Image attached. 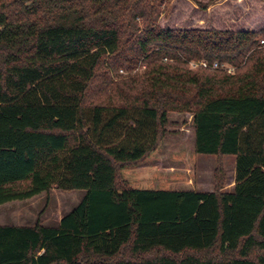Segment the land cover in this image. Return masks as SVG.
<instances>
[{
	"label": "trees",
	"instance_id": "trees-1",
	"mask_svg": "<svg viewBox=\"0 0 264 264\" xmlns=\"http://www.w3.org/2000/svg\"><path fill=\"white\" fill-rule=\"evenodd\" d=\"M170 1L0 0V206L84 191L54 227L0 226V264H264V30L162 28ZM170 114L217 158L213 192L138 170Z\"/></svg>",
	"mask_w": 264,
	"mask_h": 264
},
{
	"label": "rangeland",
	"instance_id": "rangeland-1",
	"mask_svg": "<svg viewBox=\"0 0 264 264\" xmlns=\"http://www.w3.org/2000/svg\"><path fill=\"white\" fill-rule=\"evenodd\" d=\"M199 4L207 5L206 10L200 9ZM169 9V15L162 16L159 21L162 28L254 32L264 30V0H213L212 2L211 0H171ZM260 45L263 46L264 51V44L260 43ZM145 67V64L138 65L134 70L121 67L110 75L114 82H118L131 76H141ZM220 67L227 75H236L240 71L237 66L224 64ZM193 143L190 116L170 114L162 152L154 161L143 164L138 170L157 171L165 176L174 172L182 173L185 179L182 182L170 183L171 189L213 192L217 158L194 156ZM234 163L235 158L232 156L222 158L225 178L223 192L233 190ZM83 196L84 191L66 192L52 187L48 192L29 200L7 203L0 206V226H16L21 223L33 226L36 222L44 226H54L79 204Z\"/></svg>",
	"mask_w": 264,
	"mask_h": 264
},
{
	"label": "built area",
	"instance_id": "built-area-1",
	"mask_svg": "<svg viewBox=\"0 0 264 264\" xmlns=\"http://www.w3.org/2000/svg\"><path fill=\"white\" fill-rule=\"evenodd\" d=\"M261 44H264L263 41L260 42ZM190 68L191 69H196V68H211V69H217L218 65L217 63H213L211 66L208 65L207 62L205 61H198V62H192L190 63Z\"/></svg>",
	"mask_w": 264,
	"mask_h": 264
},
{
	"label": "crops",
	"instance_id": "crops-1",
	"mask_svg": "<svg viewBox=\"0 0 264 264\" xmlns=\"http://www.w3.org/2000/svg\"><path fill=\"white\" fill-rule=\"evenodd\" d=\"M4 205H5V204H4ZM59 221H60V220H59ZM59 221H58V222H59ZM58 222H57V224H58ZM57 224H56V225H57ZM40 225H42V224H40ZM56 225H54V226H56ZM16 226H20V227H30L31 225H30V226H27V224H23V223H21V224H19V225L17 224ZM42 226H44V225H42ZM54 226H44V227H54Z\"/></svg>",
	"mask_w": 264,
	"mask_h": 264
}]
</instances>
